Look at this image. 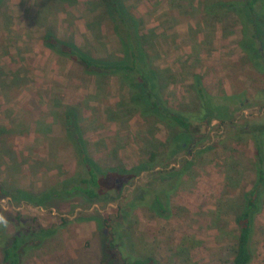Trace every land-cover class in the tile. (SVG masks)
I'll list each match as a JSON object with an SVG mask.
<instances>
[{"label": "rangeland", "instance_id": "374dc122", "mask_svg": "<svg viewBox=\"0 0 264 264\" xmlns=\"http://www.w3.org/2000/svg\"><path fill=\"white\" fill-rule=\"evenodd\" d=\"M213 1L219 0H127L144 19L154 63L168 70L167 91L176 99L187 102L193 97L194 73H200L218 97L244 91L253 96L264 88V75L252 68L239 44L241 23L234 15L206 13L207 3ZM107 18L102 0H0V127L8 128L0 132V180L6 189L38 192L75 171L76 153L64 121L69 105L79 104L89 149L103 168L118 162L131 167L140 153L173 135L165 124H148L136 109L129 112L128 90L119 78L112 77L108 85L102 81L99 90L82 66L45 44V34L52 32L92 56L115 58L121 51ZM258 107H245L233 120L213 119L198 129L201 145L192 154L199 148L204 152L170 195V218L141 204L127 208L130 218L119 231L100 228L95 220H76L80 214L115 216L128 188L137 191L128 193L127 201L142 195L150 172L160 177L167 169L180 168L186 158H193L188 150L143 171L133 182L118 180L116 202L89 205L77 195L46 208L17 203L10 195L0 197L4 209L38 217L44 226L69 219L32 249L24 264H101L107 239L118 232L128 234L125 254L151 253L157 264H233L236 214L256 179L248 152L252 146L244 139L237 148L235 122L241 126L246 118L262 115L264 105ZM253 247L252 264H264V206L256 218ZM1 256L0 250V261Z\"/></svg>", "mask_w": 264, "mask_h": 264}, {"label": "trees", "instance_id": "16d2710c", "mask_svg": "<svg viewBox=\"0 0 264 264\" xmlns=\"http://www.w3.org/2000/svg\"><path fill=\"white\" fill-rule=\"evenodd\" d=\"M102 2L108 15L107 20L118 37L121 51L119 56L115 58L92 56L74 42L61 40L52 32L45 34V44L82 66L86 75L96 79L99 90L102 81L106 80L108 85L112 77L119 78L123 83L122 87L128 90L129 112L136 109L148 124L155 122L165 124L173 130V135L167 141L159 140L160 144L150 149V152L140 153L138 163L131 167L118 162L117 165L103 168L93 158L89 149L85 129L81 124L85 117L81 119L77 111L79 104L69 105L65 110L64 121L67 138L76 153L75 171L55 183L47 184L46 188L38 192L27 188L10 191L0 180V197L10 195L17 203L23 201L46 208L59 199L77 195L89 205L116 202L120 196V183L133 182L143 171H151L161 162L188 150L189 156L193 155V158H186L180 168L167 169L166 175L160 177H156L155 172H150L148 175L151 180L144 187L142 195H135L127 201L128 193L137 191L128 188L126 201L116 209L115 216L108 218L102 214H80L76 219L95 220L100 228L113 226L116 230L130 218L127 208L133 209L141 204H146L159 217H172L174 210L170 203V195L182 186L186 174L204 152V149L199 148L192 154V150L201 145L202 137H198V129L204 128L202 126L213 119L222 122L233 120L234 114L245 107L259 105L258 109H262L264 88L258 89L253 96H248L244 91L218 97L205 86L202 75L194 73L191 85L193 97L187 102L185 98L176 99V95L172 96V93L167 91L168 70L154 63L151 40H148L144 33V19L132 9L127 0ZM205 10L212 15L237 17L242 25L239 44L247 53L246 59L252 68L264 75V0L213 1L207 3ZM0 130L7 132L8 128L0 127ZM235 137L238 139L237 148L243 147L240 141L249 140L252 150L248 152L253 157L256 179L252 188L245 191L243 204L236 214L237 233L230 261L233 264H252L256 256L253 247L256 218L264 206V113L246 118L241 126L235 122ZM215 145L217 143L208 146L205 148L206 151ZM155 182L158 186L154 185ZM61 220L62 224L56 223L48 227L40 223L38 217L24 215L13 208L4 209L0 205L2 254L0 264H24L32 249L53 237L59 227L69 222L66 217H62ZM127 238L128 234L123 232L110 236L101 264H157V259L151 253L145 256L128 253L126 255L124 242Z\"/></svg>", "mask_w": 264, "mask_h": 264}]
</instances>
